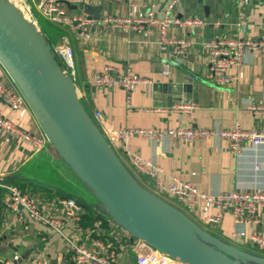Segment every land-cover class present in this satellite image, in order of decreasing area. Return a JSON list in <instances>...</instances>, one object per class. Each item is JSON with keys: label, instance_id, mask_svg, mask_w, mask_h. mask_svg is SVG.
<instances>
[{"label": "crops", "instance_id": "crops-1", "mask_svg": "<svg viewBox=\"0 0 264 264\" xmlns=\"http://www.w3.org/2000/svg\"><path fill=\"white\" fill-rule=\"evenodd\" d=\"M170 2L158 1L154 10L158 18H164ZM125 4L123 0H107L102 5L104 10L100 17L125 15ZM32 7L39 28L53 49L66 46L72 49L75 83L81 101L86 103L84 105L90 113L100 111L112 119L117 127L127 130L162 132L178 127L231 129L239 125L249 131L264 132V115L252 110L253 106L264 103V55L249 54L240 66L230 67L228 76L234 79L229 85H224L211 79L205 49L206 42L213 38L264 39V0H177L174 15L207 21V26L201 31L176 25L169 27L167 37L190 43L182 53L172 49L162 52L161 34L157 28L142 33L95 30L83 39L76 27L53 24L43 17L35 1ZM72 7L62 6L69 15L85 14L83 10ZM165 65L169 68L167 76L163 74ZM107 66L137 75L142 82L130 92L118 87L93 88L91 81ZM0 75L8 76L2 67ZM180 99L197 106L193 115H182L171 110V106ZM0 112L21 129L45 138L29 108L13 110L0 99ZM128 147L132 154L162 169L160 178L165 186L170 185L172 178L176 177L211 196L233 191L264 192V143L257 147L246 145L239 156L232 153L228 140L214 137L188 141L174 139L170 135L156 139L133 136L128 140ZM52 148L46 139L45 147L34 152L29 142L15 139L0 130V176L5 179L43 150L52 153ZM119 156L122 158V155ZM142 182L151 184L146 177ZM27 191L47 200L42 189ZM163 198L174 201L167 194ZM90 204H93L96 215L104 213L98 203ZM257 216L258 222L254 225L237 227L233 217L226 214L222 224L214 228L213 234L243 249H254L262 254L258 246L251 245L248 240L237 242L232 238L242 229L248 235L264 237V209H259ZM99 221L101 226L97 231L100 230L104 239H110L113 230H120L115 222L108 219L112 232L104 237L105 229L102 228V221ZM90 230H95V227ZM134 241V238H127L129 245L117 264H137V252L131 248ZM67 253V243L63 238L36 223L22 225L13 213L5 211L3 207L0 218L1 263L19 255L23 263L32 264L38 255L45 254L51 264H57Z\"/></svg>", "mask_w": 264, "mask_h": 264}, {"label": "built area", "instance_id": "built-area-1", "mask_svg": "<svg viewBox=\"0 0 264 264\" xmlns=\"http://www.w3.org/2000/svg\"><path fill=\"white\" fill-rule=\"evenodd\" d=\"M18 7L25 17L35 23L37 19L33 14L34 1L39 13L53 24L74 26L78 29L80 38H87L95 30H130L138 33L150 32L159 29L161 34V51L174 50L182 53L190 43L182 39L167 37L171 25L185 29L201 31L207 26V21L200 18H179L174 15V4L171 0L164 18H158L154 12L160 0H123L127 6L125 15L105 16L99 20L90 19L87 14L69 15L63 5L91 6L103 5L107 0H9ZM243 2V0H240ZM207 63L211 79L219 84L229 85L234 79L228 76L230 67L240 66L247 55H264V39H221L213 38L206 42ZM64 73L75 82L73 51L70 47H56L53 49ZM1 67V66H0ZM163 74L169 75V68L164 66ZM142 79L130 72H121L119 69L107 66L91 81L93 88L106 89L123 88L128 92L136 88ZM77 93L81 95L77 88ZM0 99L13 110L28 108L24 98L8 76L0 75ZM197 106L186 99H180L171 106V110L182 115H193ZM256 114L264 115V103L252 107ZM100 125L102 133L109 141L111 147L125 164L128 170L140 181L144 187L155 195L161 197L169 195L174 201L172 205L181 210L187 217L202 228L210 231L222 224L223 216L229 214L237 227L254 225L258 222L257 212L264 209V192L233 191L211 196L197 189L192 183L181 181L173 177L171 184L165 186L161 180L162 169L148 160H144L131 153L128 140L133 136L147 139H156L170 135L174 139L198 141L205 138L226 139L230 149L235 155H242L246 145L257 147L264 143V132L249 131L235 125L231 129H176L155 132L144 129H123L117 127L114 121L100 111L92 115ZM0 130L15 139H23L30 143L34 152L41 151L46 145V138L37 136L6 118L0 112ZM143 177L150 179L146 185ZM142 179V181H141ZM0 189L3 190L2 205L5 211L11 212L22 225L28 222L46 227L51 233L63 238L67 243L68 253L57 264H117L121 255L125 253L127 238L133 237L120 226V230H113L110 239H104L100 230L101 222L96 220L95 230H88L83 225L84 206L74 198H54L44 200L31 191H23L16 186L3 182L0 176ZM165 200V199H164ZM168 202V201H167ZM97 231V233H96ZM100 233V234H99ZM234 241H245L256 245L264 252V237L256 234L248 235L244 229L233 234ZM44 241V239H43ZM131 248L137 252V264H179L175 260L153 249L140 240L135 239ZM4 264H25L19 255L4 262ZM32 264H51L45 254H40Z\"/></svg>", "mask_w": 264, "mask_h": 264}, {"label": "water", "instance_id": "water-1", "mask_svg": "<svg viewBox=\"0 0 264 264\" xmlns=\"http://www.w3.org/2000/svg\"><path fill=\"white\" fill-rule=\"evenodd\" d=\"M72 8L94 20L104 10ZM0 66L57 155L134 239L179 264H264V256L208 232L140 183L86 110L41 29L9 0H0Z\"/></svg>", "mask_w": 264, "mask_h": 264}, {"label": "trees", "instance_id": "trees-1", "mask_svg": "<svg viewBox=\"0 0 264 264\" xmlns=\"http://www.w3.org/2000/svg\"><path fill=\"white\" fill-rule=\"evenodd\" d=\"M88 113L92 117V114L89 111ZM52 150H53L52 153L48 152V150L46 151L43 150L38 155L33 157L31 161H29V163H27L20 170H18L15 173H12L11 175L3 179V182L13 186H17L23 191L32 190V189H42L46 193L44 197L47 200H52L58 197L64 199L65 198L76 199L77 201L82 203L85 209V214L83 215L84 227L89 230L93 229L94 222L96 220H101L103 223L102 228L105 229L104 230L105 232L103 231L105 233L104 237L109 236L110 232H112L108 222V219L110 218L105 213L104 209L100 207L104 213L102 214L99 213V215H96L92 209V205L90 204V202L75 198L69 192H66L64 190L63 186L67 183L68 184L74 183L75 185L80 184L83 186L85 185L81 183L78 177L62 161V159L57 155V153L53 148ZM2 194H3V190L0 189V218L3 211L2 201H1ZM0 264L3 263L0 262Z\"/></svg>", "mask_w": 264, "mask_h": 264}, {"label": "rangeland", "instance_id": "rangeland-1", "mask_svg": "<svg viewBox=\"0 0 264 264\" xmlns=\"http://www.w3.org/2000/svg\"><path fill=\"white\" fill-rule=\"evenodd\" d=\"M41 24H42V22H41ZM82 102H83V104L86 105V103L84 101H82ZM93 120H94L95 123L97 122V120L94 119V117H93ZM96 124L98 125V122ZM98 126L100 128V125H98ZM101 131H102V129H101ZM48 144H50V143L48 142ZM63 188H64V190L66 192H69L75 198L82 199V200H85V201L90 202V203H98L95 195L93 193H91L83 185H80V184L75 185L74 183H70V184L67 183V184H65L63 186ZM58 198H61V197H58ZM167 201H169V200H167ZM169 203L173 204V202H171V201H169ZM209 232L213 234L214 233V230L212 228H210V231ZM248 251L251 252V253H253V254H256V255H262V256H264V252H261L262 254H258L254 249H249Z\"/></svg>", "mask_w": 264, "mask_h": 264}]
</instances>
